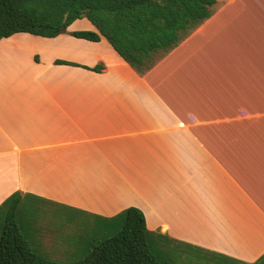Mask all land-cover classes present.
<instances>
[{
	"label": "crops",
	"instance_id": "0c3cea01",
	"mask_svg": "<svg viewBox=\"0 0 264 264\" xmlns=\"http://www.w3.org/2000/svg\"><path fill=\"white\" fill-rule=\"evenodd\" d=\"M15 192L104 220L135 206L164 242L263 258L264 0H216L143 74L104 37L0 39V204Z\"/></svg>",
	"mask_w": 264,
	"mask_h": 264
},
{
	"label": "trees",
	"instance_id": "16d2710c",
	"mask_svg": "<svg viewBox=\"0 0 264 264\" xmlns=\"http://www.w3.org/2000/svg\"><path fill=\"white\" fill-rule=\"evenodd\" d=\"M215 2L0 0V39L18 32L47 38L69 33L90 41L104 37L125 62L143 74L207 19ZM81 18H86L95 30L69 31V25ZM55 62L74 64L63 60ZM102 68V64H97L90 69L100 71ZM19 204L18 192L0 204V264H161L153 250L163 237L146 227L143 212L135 206H128L114 216V220L121 222L116 234L93 245L83 258L64 263L30 248L16 219Z\"/></svg>",
	"mask_w": 264,
	"mask_h": 264
},
{
	"label": "rangeland",
	"instance_id": "374dc122",
	"mask_svg": "<svg viewBox=\"0 0 264 264\" xmlns=\"http://www.w3.org/2000/svg\"><path fill=\"white\" fill-rule=\"evenodd\" d=\"M84 19L88 27H83L81 22L78 28L80 20H76L72 25L75 24L77 29L95 30L94 26ZM239 44L242 45V42ZM16 219L23 237L34 252L64 263L83 258L93 245L113 236L121 228L119 220H104L46 201L20 203ZM156 246V250H152L161 264H248L182 244L164 242L163 239L158 241ZM252 264H264V256Z\"/></svg>",
	"mask_w": 264,
	"mask_h": 264
}]
</instances>
